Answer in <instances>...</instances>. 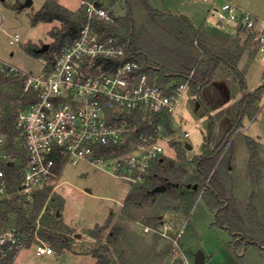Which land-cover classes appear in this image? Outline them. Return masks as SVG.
Wrapping results in <instances>:
<instances>
[{"label": "rangeland", "instance_id": "rangeland-1", "mask_svg": "<svg viewBox=\"0 0 264 264\" xmlns=\"http://www.w3.org/2000/svg\"><path fill=\"white\" fill-rule=\"evenodd\" d=\"M25 1L0 0V58L25 72L38 73L42 70L45 59L31 54L27 50V44L33 43L41 47L46 43H53V34L62 29L63 23L54 20L40 21L33 25V18L47 0H32L31 6H23ZM57 1L72 8V11L77 8V11L81 0ZM175 1L186 3L188 13L194 17L196 25L203 24L204 29H198L206 40L221 49H244L239 68L246 78L248 90H254L264 83V55L259 46L249 38L241 37L232 27H218L215 18L202 13V9L205 10L207 5L201 0ZM234 1L241 8L264 19V0ZM108 3L112 5L109 0ZM112 6L119 17L127 12L125 0H117ZM16 34L20 40L11 44L10 39ZM155 76L158 83L164 87L176 82L174 79H167L166 84L161 75L156 73ZM214 83L215 85L205 86L202 90L205 102L187 85L178 99L175 114L169 119L171 131L165 140V154L176 160L177 152L173 141L183 145L186 173L181 187L185 191L196 188V183L191 180L197 176L193 158L203 153L208 145H216L237 115L238 101L242 93L235 75L228 70H218ZM185 132L189 133L188 137ZM248 137L260 143V176L257 174L252 177L249 173L251 152L247 144ZM186 144L192 147L187 148ZM108 169L87 161L76 164L66 162L59 174L46 186L51 191L38 220L46 206L51 214L59 211L63 222L70 224L75 232L70 235L74 238L72 248L59 254L51 243L46 242L54 248V252L39 256L36 254L35 244H32L23 248L12 264H56L57 261L62 264H96V258L88 254V251L102 243L92 238L88 230L97 224H103L109 217L111 223L101 233L100 239L107 244L110 231H117L116 243L108 244L117 264H198L196 256L199 251L204 253L205 258L206 255L210 257L211 254L217 253V256L221 255L225 260H228V254L235 251L244 252L245 249L241 250L240 247H230L235 238L216 223V213L201 197L190 208L188 203L180 198L166 209L164 200H168L170 196L168 192L164 193V189L157 192L159 194L154 203L145 200L139 206L126 204L125 197L131 184ZM230 173L237 207L244 211L249 210V225L255 228L256 232L264 234V94L259 102L256 119H244L240 135L236 138ZM46 187L40 190H45ZM132 188L133 185L130 186L131 190ZM27 198L29 202L25 203V206L32 210L33 194ZM60 201L63 202L62 207ZM158 212L162 219L160 224H155L151 217ZM115 250H121L122 255H117ZM245 253L239 260L240 264H264V253L254 245H250ZM205 264L210 263L208 261ZM226 264L230 263L226 261Z\"/></svg>", "mask_w": 264, "mask_h": 264}, {"label": "built area", "instance_id": "built-area-1", "mask_svg": "<svg viewBox=\"0 0 264 264\" xmlns=\"http://www.w3.org/2000/svg\"><path fill=\"white\" fill-rule=\"evenodd\" d=\"M206 1L218 27H232L264 55V19L234 0ZM79 7L86 11L85 21L74 40L54 54L51 68L45 61L40 72H25L0 58V201L14 194L8 168L19 169L17 193L28 197L46 187L68 161L107 167L134 186L144 183L154 162L166 155L169 119L188 82L164 87L138 59H126V42L120 35H106L102 26L119 17L108 0H81ZM19 40L16 34L10 43ZM8 114L13 139L4 124ZM162 117L154 132L141 129ZM35 237L37 255L54 252ZM29 238L18 224L0 221V264L12 261Z\"/></svg>", "mask_w": 264, "mask_h": 264}, {"label": "trees", "instance_id": "trees-1", "mask_svg": "<svg viewBox=\"0 0 264 264\" xmlns=\"http://www.w3.org/2000/svg\"><path fill=\"white\" fill-rule=\"evenodd\" d=\"M109 1L112 5L117 3V0ZM125 2L127 4L126 14L118 17L114 23L103 22L102 26L106 35H120L121 40L126 42L128 52L126 59H138L146 72L151 75L158 73L164 78L166 84H168L167 79L176 80L173 88L188 82V86L199 94L203 102L205 100L202 90L214 80L220 68L235 75L242 93L238 101L236 118L222 139L214 146L208 145L203 153L192 160L197 172V176L191 178L196 183L194 190L185 191L181 187L186 173L184 170L185 150L182 144L173 141L177 159L174 160L164 155L162 159L155 161L147 180L133 186L126 199V204L133 203L139 206L145 200H151L150 202L154 203L159 193H153L152 190L157 186L166 185L164 193L168 192L170 196L168 200H164L166 209H169L171 204L180 198L187 202L190 208L201 197L216 213V223L235 238V242L230 247L236 249L240 247L243 250L254 245L259 250H264V234L256 232L255 228L249 225V210L244 211L237 207L230 173L236 138L240 135V129L246 117L251 120L256 119L259 102L264 94V83L254 90H248L246 78L239 68L243 48L231 50L215 46L205 39L188 16L161 11L153 7L148 0H125ZM85 18L86 11L83 7L72 11L57 0H47L33 18V25L40 21L60 20L63 27L58 33L53 34L52 32L54 42L50 44L48 51L38 52L39 46L33 43L27 44V50L37 57H43L47 62V68H51L54 54L74 40ZM20 84L21 82L18 81L17 85ZM164 118H167V114ZM159 121H163V117L158 118L153 126L141 124V129L144 132H154ZM4 124L13 139L16 135L13 128V117L8 114ZM211 137H213V131ZM247 144L251 152L248 167L250 176L255 177L257 174L260 176L258 170L261 163L260 143L248 137ZM8 178L9 190L14 194L0 201V221L14 222L26 230L30 236L27 247H30L33 241H37L35 237L37 234L44 242L51 243L59 254L71 249L74 238L70 235L75 232L71 226L63 222L62 216L58 214L59 211L51 214L46 206L38 220L49 198L50 188L46 187L45 190L34 192L32 210H28L25 206V203L29 202L27 196L17 193L21 182L19 169L8 168ZM60 206H63L61 201ZM151 219L155 224H160L162 216L160 212L154 213ZM110 223L111 218L109 217L103 224H97L88 230L92 238L102 243L99 247L88 251V254L96 258L97 264H117L110 253L109 246L116 243L117 231L114 229L110 231L107 244L100 239L101 233ZM116 253L119 256L122 255L121 250ZM12 262L13 260L7 264H12Z\"/></svg>", "mask_w": 264, "mask_h": 264}, {"label": "crops", "instance_id": "crops-1", "mask_svg": "<svg viewBox=\"0 0 264 264\" xmlns=\"http://www.w3.org/2000/svg\"><path fill=\"white\" fill-rule=\"evenodd\" d=\"M150 1V4L153 6V7H155V8H157V9H159V10H161V11H164V12H170V13H173V14H182V15H186V16H188L191 20H192V22L196 25V23H195V19H193L192 18V15H190V13H188L189 11V9H188V6L186 5V3H184V2H178L177 3V1H175V0H167V1H164V0H149ZM204 4H206L207 5V7H206V9L204 10V9H202V13L204 14V12L208 15V13H209V5H210V3H209V1H206V0H201ZM59 2V1H58ZM155 2V3H154ZM60 3V2H59ZM61 5H63V6H65V7H67V8H69V9H72V8H70V7H68V6H66V5H64V4H62V3H60ZM237 4V3H236ZM238 5V4H237ZM239 8H241L240 6H238ZM79 8V7H78ZM77 9V8H76ZM76 9H75V11H76ZM242 10H244V11H247V12H250V11H248V10H245L244 8H241ZM251 13V12H250ZM252 14V13H251ZM196 27L198 28H201V29H204V27H203V24L202 25H200V26H198V25H196ZM219 70H222V71H224L225 69H222V68H220ZM217 74H218V71H217V73H216V76H217ZM215 76V77H216ZM214 81H215V78H214V80L210 83V84H208L207 86H211V85H215V83H214ZM131 186V185H130ZM130 186H129V189H130ZM128 189V192H127V194H126V197H125V200L127 199V197H128V195H129V193H130V191H131V189L129 190ZM69 226H70V224H68ZM232 250V249H231ZM22 251V249L19 251V253ZM64 251H66V250H64ZM244 252H239V251H235V252H233V254H228V256H227V259L228 260H225L221 255L220 256H217L218 254L217 253H214V255H212L211 254V256L209 257V256H207L206 255V258H205V260H204V264L205 263H208V261H209V263L210 264H226V261H228V263H230V264H240V262H239V260L241 259V257H244L245 255H246V251H247V249H245V250H243ZM263 253H264V250H261ZM19 253H18V255H19ZM62 253V252H61ZM60 253V254H61ZM235 253V254H234ZM18 255L15 257V260H16V258L18 257ZM77 255H84V254H77ZM42 256H44V255H42ZM14 261V260H13ZM96 261V260H95ZM57 263H61L60 261H57L56 262V264ZM96 264H97V261H96Z\"/></svg>", "mask_w": 264, "mask_h": 264}, {"label": "water", "instance_id": "water-1", "mask_svg": "<svg viewBox=\"0 0 264 264\" xmlns=\"http://www.w3.org/2000/svg\"><path fill=\"white\" fill-rule=\"evenodd\" d=\"M33 3L32 0H26L25 3L23 4V6H31ZM49 47H50V44L49 43H46L44 45H42L41 47H39L37 49L38 52L42 53V52H46L49 50ZM186 147L187 148H191L192 146L190 144H186ZM164 189H166V185H160V186H157L155 187L152 192L153 193H157V192H162ZM88 192H90L89 189H87ZM59 214V213H58ZM204 253L202 251H199L197 256H196V263L198 264H204Z\"/></svg>", "mask_w": 264, "mask_h": 264}]
</instances>
